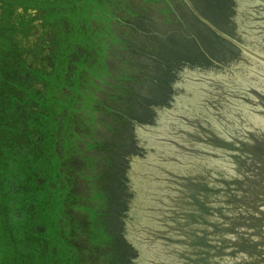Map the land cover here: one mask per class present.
<instances>
[{
  "label": "water",
  "instance_id": "95a60500",
  "mask_svg": "<svg viewBox=\"0 0 264 264\" xmlns=\"http://www.w3.org/2000/svg\"><path fill=\"white\" fill-rule=\"evenodd\" d=\"M184 1L236 49L170 0H35L55 21L47 50L7 15L22 58L46 70L52 52L54 70L31 75L48 82L39 104L68 189L30 264H264V0L224 19L194 0L229 34Z\"/></svg>",
  "mask_w": 264,
  "mask_h": 264
},
{
  "label": "flooded vegetation",
  "instance_id": "af4514ba",
  "mask_svg": "<svg viewBox=\"0 0 264 264\" xmlns=\"http://www.w3.org/2000/svg\"><path fill=\"white\" fill-rule=\"evenodd\" d=\"M191 6L206 20H208L211 24H213L218 29L226 32L224 29L220 27V25L214 21V19L205 14L201 6L199 7L198 4L195 3L194 0H188ZM205 1V7L209 12H212L213 14H216L218 16L222 15L223 19L225 17V7L227 5V8L229 10L231 9L232 12H234L236 9L234 7L238 6V3L240 0H203ZM9 2H13L14 4H9ZM35 0H0V21H2L3 16L5 14L9 15L11 19H14L18 21L21 17L22 20H24V23L22 24L23 29H28L30 26L38 27L37 32V38H40V34L44 36L41 37L42 41L39 43H33L32 47L35 45H40V47L44 48V50H47L48 48H52L55 44L54 42V33L52 32L51 28L54 25L55 21L47 20L46 17L43 14V10L38 9L34 3ZM173 8H175L181 15H186L187 17H190L192 20L195 21L194 27L196 30H205L215 36V38H218L219 40H222L224 45L230 46L234 49L236 47L232 45L231 43L223 40L220 38L216 33H214L205 23H203L191 10V8L187 5V3L184 0H170ZM21 8L20 13L17 11L16 15H14L15 9L14 7ZM231 6V8H230ZM28 8H33L34 11H36L37 19H34L33 22H27L28 17H33L31 13L28 12ZM223 10V11H222ZM228 24L231 23V18H227ZM20 26H16V28L19 29ZM3 31L0 27V33ZM204 33V32H203ZM229 34V33H228ZM15 33L12 35L14 36ZM56 36V33H55ZM233 37V36H232ZM235 39H238L234 37ZM13 40V39H12ZM23 46H21L16 40L12 41L10 43L9 50H21ZM201 53L202 55L207 56L206 53H204L203 49L199 50L198 53ZM204 54H203V53ZM10 57L9 64L6 63V68L3 67L0 61V81H4V88H6L0 93V101H1V107L0 109H4V112H2V115L5 114L4 117V123L10 125V129L13 126L12 123L9 121H15L16 125L15 128L18 130L17 132H13L15 136H17L20 139V142L22 143L23 138V131H22V115H23V93H24V78L25 75L23 74V58H16L12 59ZM214 64H217L214 62ZM36 66V65H35ZM50 66V67H49ZM54 64L48 65V71L54 70ZM27 78H32V82L39 85L40 81L35 79L34 77H29L26 75ZM37 80V81H34ZM10 98H16L13 101H8ZM9 116V118H8ZM9 120V121H8ZM10 123V124H9ZM7 125V126H8ZM10 130V132H11ZM40 133L39 130L34 131L32 133L33 135ZM39 142L35 145V147H32V150L29 151L30 158L33 159L35 163L39 164V162L43 159H45V141L44 139L40 141V139H37ZM47 141V140H46ZM16 144L17 146L21 145ZM54 143L55 147V140L52 141L48 139L47 141V151L50 154L49 146ZM7 148V146H5ZM22 150L20 147L17 148ZM6 150H9L6 149ZM54 153V152H53ZM55 155V153H54ZM48 157V156H47ZM54 157V156H53ZM52 157V158H53ZM35 158V159H34ZM49 159V157H48ZM55 159V158H53ZM49 171L52 167V165L48 166ZM49 171L47 172L49 174ZM48 176V175H47ZM40 176L36 177V180L38 181L35 186H31L29 184H26L24 181V175L23 171L19 170V165H17L16 169V175L15 177L13 175H7L4 179L5 181L1 180L0 178V205L4 207V212L6 213V225H4L5 228H7L8 222H12V227L16 233L15 236H18L19 238L17 241L15 239H12L8 241V243L13 246V250L16 251V263L15 264H21L20 260L25 258L27 259V263L30 264L31 261L34 259L35 261L39 257V252H44L49 247V240L52 234V227H50L51 223L53 222V213L54 208L53 205H51V197L55 196V189L57 187H43L44 177L39 178ZM49 178V176H48ZM50 182H52L49 179ZM59 191L62 189V193L57 195V199L60 202L63 210H66L65 205H63V202L65 200L66 195L68 194L66 189V186L63 188L58 187ZM31 191V192H30ZM63 195V196H62ZM62 196V198H60ZM7 205L14 206V209L9 210L10 214L12 215V219L7 218ZM63 212V211H62ZM64 214V213H63ZM15 221V222H14ZM13 238V237H12ZM7 244V243H6ZM30 255H29V253Z\"/></svg>",
  "mask_w": 264,
  "mask_h": 264
},
{
  "label": "trees",
  "instance_id": "16d2710c",
  "mask_svg": "<svg viewBox=\"0 0 264 264\" xmlns=\"http://www.w3.org/2000/svg\"><path fill=\"white\" fill-rule=\"evenodd\" d=\"M19 51L20 50L16 51L17 55L13 56L12 59L21 58V56L19 55ZM46 54L49 57V62L46 65L47 67L46 70L44 69L45 66L40 61V58H43L44 55L41 56L40 58H34L33 56V58H31L32 61H28L27 59L23 58L24 60L23 61V74L25 75L24 93L22 97L23 99V115H22L23 138H22V143H21L20 139L17 136H15L14 133L12 134V130H11L12 128H13V132L18 131L15 128V125H16L15 121L8 120L13 125L11 129H10V125L5 124L4 121L3 123H1V126L5 125V127L1 129L2 136L0 139V178L1 180L5 181L4 178L9 174L15 177L17 165H19V170L23 171L24 181L26 182V184L35 186L36 183L38 182L36 180V177L40 176L39 178L44 177L43 187H55V186L64 187L66 183H64L62 180L64 178V176H62L63 172L59 171L60 167L62 166L61 163H63V161L61 160V155L58 161L54 163H51L50 161L51 155L47 151V141L50 138L47 136V131H46V128L49 129V124L44 123V115H47L48 113L45 112L46 106L39 104L40 103L39 101L43 100L44 95L46 94V91L48 88V84H47L48 82L42 76L39 75V78H37V80H39L40 83L39 85H37L36 83L32 82L33 80L32 78L26 77V75L29 77H33L31 73L34 74V72H37V71H40L41 73H48V65L53 64V61L51 60V56H50L52 55V52H46ZM35 61L38 63H36ZM41 73H38V74H41ZM35 79L34 81H37ZM15 99L16 98H10L8 101L10 102ZM2 112H4V109L0 110V115H2ZM4 116L5 114L2 115V117ZM36 130H39L41 135L37 133L33 135L32 133H34V131ZM38 138L40 139V141H42L43 139L45 141L44 149H45L46 157L45 159L41 160L39 164L35 163V161L33 164V159L30 158L29 151L32 150V147L33 146L35 147V145L39 142L37 140ZM20 143L21 145L19 146L16 145ZM5 146H7V148ZM19 147L22 149L20 150L21 153L19 152V149H17ZM8 148L9 150H6ZM47 156L49 157V159ZM56 156L57 154L54 155L55 158ZM49 165L50 166L52 165L50 171L48 167ZM48 171H49V174L47 173ZM47 175L49 176V178ZM49 179L52 182H50ZM7 209L12 210L14 209V206L10 207V205H7ZM7 213L10 214V211Z\"/></svg>",
  "mask_w": 264,
  "mask_h": 264
},
{
  "label": "rangeland",
  "instance_id": "374dc122",
  "mask_svg": "<svg viewBox=\"0 0 264 264\" xmlns=\"http://www.w3.org/2000/svg\"><path fill=\"white\" fill-rule=\"evenodd\" d=\"M0 27L1 30L3 31L2 33H0V61H1L2 54L9 51L10 43L12 42V38H13L10 27L7 23V14H5L3 16L2 21H0ZM3 83H4L3 80L0 81V90L3 86ZM0 106H1V101H0ZM5 219L6 216L0 205V264H11L16 258V251L13 250V246H11V244L8 243V241L9 240L12 241L13 238L9 232V223L7 224L8 225L7 228L4 227V225H6L7 223Z\"/></svg>",
  "mask_w": 264,
  "mask_h": 264
}]
</instances>
